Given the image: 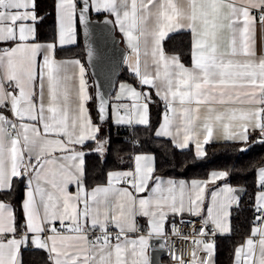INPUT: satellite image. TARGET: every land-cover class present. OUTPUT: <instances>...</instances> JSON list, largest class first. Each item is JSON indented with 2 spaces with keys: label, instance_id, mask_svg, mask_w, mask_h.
<instances>
[{
  "label": "snow or ice",
  "instance_id": "obj_1",
  "mask_svg": "<svg viewBox=\"0 0 264 264\" xmlns=\"http://www.w3.org/2000/svg\"><path fill=\"white\" fill-rule=\"evenodd\" d=\"M220 142L264 147V0H0V264H264V163L176 174Z\"/></svg>",
  "mask_w": 264,
  "mask_h": 264
},
{
  "label": "trees",
  "instance_id": "obj_2",
  "mask_svg": "<svg viewBox=\"0 0 264 264\" xmlns=\"http://www.w3.org/2000/svg\"><path fill=\"white\" fill-rule=\"evenodd\" d=\"M115 35L120 38V35L115 32ZM189 42V36L186 33H177L174 34V37L167 41L170 48H174L177 51L183 50L186 48ZM120 44L123 46V43L120 39ZM124 47V46H123ZM84 54L82 41L80 38V46L76 48L70 55L73 56H82ZM126 66H122L121 72L119 74L118 80H123L127 78V72L124 70ZM115 133V130H114ZM208 156L205 161H194L190 157L187 159L186 167L183 169H177L176 174L183 179H193V178H203L207 176L210 171L215 169H221L225 165L231 166L236 165L240 168H247L253 161L257 165L264 163V147L259 145L250 147V150L246 153H239L237 150L230 146H224L222 142L216 144H210L206 146ZM165 171H171L170 169H165ZM240 180H234L233 184L244 186L251 190V187L254 182V175L252 171L241 174ZM242 232L237 231L233 234L231 238L221 237L218 241V253H217V262L218 264H228L229 253L233 245L241 240ZM24 259L28 264H32L35 260L38 264V257H32L25 255ZM162 261L165 263L166 259L162 258ZM166 264V263H165Z\"/></svg>",
  "mask_w": 264,
  "mask_h": 264
},
{
  "label": "water",
  "instance_id": "obj_3",
  "mask_svg": "<svg viewBox=\"0 0 264 264\" xmlns=\"http://www.w3.org/2000/svg\"><path fill=\"white\" fill-rule=\"evenodd\" d=\"M97 36L99 38V30H97ZM82 47L84 51V41L83 36L81 35ZM102 46L106 50L107 56L109 58V63L105 65L104 72L107 77H110L113 82L118 81L119 74L122 69V60L124 54L127 52L124 47L120 44V38L115 35V31L111 33V37L107 40L106 43L102 42ZM86 63V60H85ZM165 256L157 255V259L160 261V264H165L162 261V258Z\"/></svg>",
  "mask_w": 264,
  "mask_h": 264
},
{
  "label": "built area",
  "instance_id": "obj_4",
  "mask_svg": "<svg viewBox=\"0 0 264 264\" xmlns=\"http://www.w3.org/2000/svg\"><path fill=\"white\" fill-rule=\"evenodd\" d=\"M182 231H186L185 229H182ZM176 247L179 249V248H183L184 247V244H183V242L182 241H179V240H177V243H176ZM165 259H166V263H168L169 264V262H168V258L165 256L164 257Z\"/></svg>",
  "mask_w": 264,
  "mask_h": 264
},
{
  "label": "crops",
  "instance_id": "obj_5",
  "mask_svg": "<svg viewBox=\"0 0 264 264\" xmlns=\"http://www.w3.org/2000/svg\"><path fill=\"white\" fill-rule=\"evenodd\" d=\"M115 32H117L119 35H120V39H121V34L118 32V31H115ZM122 41V40H121ZM123 43V42H122ZM123 46H124V49L128 52V49L126 48V44L125 43H123ZM123 66H125V65H123ZM167 264V263H166Z\"/></svg>",
  "mask_w": 264,
  "mask_h": 264
},
{
  "label": "rangeland",
  "instance_id": "obj_6",
  "mask_svg": "<svg viewBox=\"0 0 264 264\" xmlns=\"http://www.w3.org/2000/svg\"><path fill=\"white\" fill-rule=\"evenodd\" d=\"M166 263V262H165ZM168 264V263H167Z\"/></svg>",
  "mask_w": 264,
  "mask_h": 264
}]
</instances>
